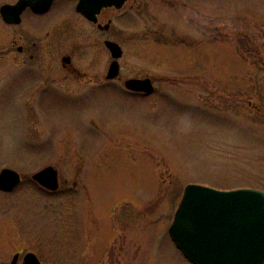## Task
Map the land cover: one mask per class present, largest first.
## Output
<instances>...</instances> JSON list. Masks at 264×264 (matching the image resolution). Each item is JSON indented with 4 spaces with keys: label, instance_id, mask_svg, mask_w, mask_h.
<instances>
[{
    "label": "rangeland",
    "instance_id": "374dc122",
    "mask_svg": "<svg viewBox=\"0 0 264 264\" xmlns=\"http://www.w3.org/2000/svg\"><path fill=\"white\" fill-rule=\"evenodd\" d=\"M197 1L200 13L180 16L200 30L161 0L138 26L150 53L136 47L124 73L146 69L149 104L75 97L85 84L58 75L47 54L19 68L5 45L17 34L0 22V170L22 177L0 193V264L28 252L41 264H191L168 232L184 188L264 191V0ZM46 166L58 172L55 193L31 181Z\"/></svg>",
    "mask_w": 264,
    "mask_h": 264
},
{
    "label": "flooded vegetation",
    "instance_id": "af4514ba",
    "mask_svg": "<svg viewBox=\"0 0 264 264\" xmlns=\"http://www.w3.org/2000/svg\"><path fill=\"white\" fill-rule=\"evenodd\" d=\"M152 1L0 0V11L3 7H8L4 16L0 14V22L5 28L12 29L17 34V36L13 35L12 39L8 34L5 45L7 44V49L10 46L11 49L15 48V58H20L19 68L32 65L47 54L56 59L58 66L55 72L58 75L62 73L63 76L71 78L70 80L77 79L85 84L84 88L80 89L81 92L73 95L75 97L101 95L111 91L149 104L150 96L155 93V86L150 93V91L130 90L126 87V83L132 79L150 80V75L144 73L146 69L143 66L134 63L131 66L137 69L124 73V59L126 56L139 53L136 47L145 42V48L150 53V30L144 32L146 35L139 34L138 26L141 22H150V7L155 5ZM194 1L196 3L193 4L189 0H161L162 5L170 11L168 12L170 15L176 14L180 21L189 25L195 24L200 30L197 26L200 25V21L195 23L192 18H187L186 14L180 16V10L187 11L193 8L197 13L202 11V7L199 6L201 3ZM27 27H32L37 32L27 35ZM49 27L54 28L56 35L51 36L48 33ZM43 32L45 37H51L50 41H44L41 35ZM43 41L50 44H43ZM17 42L19 44L15 45L14 43ZM107 42H113L121 49L116 72L110 77L109 68L114 60L107 49ZM46 45L50 46L53 53L42 51ZM83 54L89 56L85 63L87 65L80 63L79 56ZM38 71L41 78L43 73ZM40 81L41 79H37L36 84L39 85ZM20 262H23V256Z\"/></svg>",
    "mask_w": 264,
    "mask_h": 264
},
{
    "label": "water",
    "instance_id": "95a60500",
    "mask_svg": "<svg viewBox=\"0 0 264 264\" xmlns=\"http://www.w3.org/2000/svg\"><path fill=\"white\" fill-rule=\"evenodd\" d=\"M8 7L0 11L4 16ZM112 57L121 56L120 48L107 42ZM117 63L110 68L115 73ZM147 84L149 86L147 87ZM126 87L135 91H153L150 81L131 80ZM32 179L49 191L58 189L57 171L46 167ZM21 182L9 169L0 172V191L10 192ZM179 251L191 264H264V192L252 188L221 191L189 184L168 229ZM15 255L10 264H17ZM23 264H41L28 253Z\"/></svg>",
    "mask_w": 264,
    "mask_h": 264
}]
</instances>
